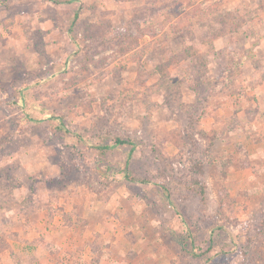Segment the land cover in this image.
Wrapping results in <instances>:
<instances>
[{
	"label": "rangeland",
	"instance_id": "374dc122",
	"mask_svg": "<svg viewBox=\"0 0 264 264\" xmlns=\"http://www.w3.org/2000/svg\"><path fill=\"white\" fill-rule=\"evenodd\" d=\"M263 141L264 0H0L14 228L45 211L113 264H264Z\"/></svg>",
	"mask_w": 264,
	"mask_h": 264
},
{
	"label": "crops",
	"instance_id": "0c3cea01",
	"mask_svg": "<svg viewBox=\"0 0 264 264\" xmlns=\"http://www.w3.org/2000/svg\"><path fill=\"white\" fill-rule=\"evenodd\" d=\"M3 212L5 213L3 216L7 217L10 216L9 213L12 214L13 210L8 211V209H4L3 211H0V213ZM3 220L4 217L0 218V233H6L5 237L9 248H5L4 250L0 251V264H18V262H21V264L114 263V261H111L110 258L106 256L100 257L99 260L94 261V255L91 252V246L95 243H93V238L89 237L92 235V233H86L89 227L86 228L85 232L78 233L76 228H65L59 226L57 223L58 217H55L53 221H49L50 217L48 218L45 215V211H38L36 217L31 222H25L26 219H23L21 221L22 227H19V229L14 228L12 222L8 220L3 222ZM47 228L48 231L46 232ZM14 233H16V236H13ZM89 240L92 241L89 242ZM43 241H52L54 244L51 242V244H48L50 251L54 248L60 258L56 257L57 260L55 259L52 261L50 252L45 248V246H42ZM113 243L117 244L118 241L113 240ZM79 244H83L84 247L87 246L88 248L84 249V253L81 254V257L78 260L77 258H72L70 253L72 252V247ZM17 254L20 258L17 257ZM65 255H67V257ZM122 255H124V253ZM74 260H76V262ZM117 264H121V262L118 261Z\"/></svg>",
	"mask_w": 264,
	"mask_h": 264
},
{
	"label": "trees",
	"instance_id": "16d2710c",
	"mask_svg": "<svg viewBox=\"0 0 264 264\" xmlns=\"http://www.w3.org/2000/svg\"><path fill=\"white\" fill-rule=\"evenodd\" d=\"M54 1H57V0H54ZM78 12H76V18L78 17ZM64 123L65 122H63L62 123V125L64 126ZM115 144H131L132 145V149H134L135 148V142H133V141H131V140H127V139H121V138H116V140H115ZM103 148H102V150H104V149H107V148H110V146H108V145H105V146H102ZM131 152H132V150H131ZM130 158H131V153H130V155H129V159H128V162H127V164L129 163V160H130ZM199 169H200V171H201V169H202V167H198ZM126 178H128V179H130V180H132V181H134V180H136L135 178H133L132 176H130V174H129V171H128V167H127V171H126V173H125V175H124ZM142 182H149V181H147V180H143ZM165 186H163V188H164ZM164 190L167 192V189L166 188H164ZM202 194H203V196H204V189L202 190ZM168 193V192H167Z\"/></svg>",
	"mask_w": 264,
	"mask_h": 264
}]
</instances>
